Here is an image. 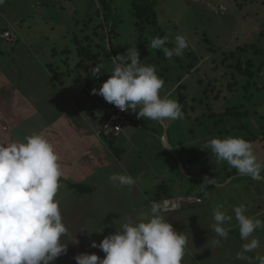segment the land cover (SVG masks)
<instances>
[{"label": "rangeland", "instance_id": "obj_1", "mask_svg": "<svg viewBox=\"0 0 264 264\" xmlns=\"http://www.w3.org/2000/svg\"><path fill=\"white\" fill-rule=\"evenodd\" d=\"M156 1L160 26L165 36L169 38L167 47L171 48L174 46L177 34H183L188 40L189 46L184 50L183 56H173L168 59L161 50L149 49L148 45H150L151 40L162 35L156 32L153 27H148L142 33L137 30L134 25L135 19L130 0H112L114 7L113 20H120V23L117 22L118 26L115 27L116 34L112 36V46L116 55L125 53L130 47L137 48L140 52L141 61L146 65L154 66L157 74L164 80V88L161 91L162 96L166 95L179 102L178 95L180 93L174 90L180 83H183V91L189 95L188 101L186 100L187 103L186 101L183 103L184 118L159 123L145 118H137V114L131 110V112L135 113L137 121L134 125L129 126V141L123 140L125 139V134L119 136L115 141L116 146L125 147L127 145V155L119 159L109 151L108 143L102 142L99 138L92 139L90 137V132L91 136L94 134L90 125L85 121L79 122L80 127L70 124L71 128L67 130L70 138L68 141L62 137L65 132H60L55 128L58 127L55 124L57 121L53 122L55 125L53 128L50 127L51 134L47 138L51 137L49 140L56 147V151H63V153L58 152L61 157L65 155L72 156L65 164L61 163L67 178H61L65 181H60L62 187L58 193L60 206L62 205L61 209L64 208L63 220L68 227L67 234L70 235L62 237L63 242L68 243V250L66 254H63L64 256L58 257L54 264L59 260L60 262L57 264H67L61 259L62 257L67 258L66 260L69 264H77L74 257L87 252L83 250L84 248L88 249L89 253L98 254L102 259L104 252L99 247L95 251V248L85 247L84 244L89 245V242L91 245L92 240L90 239L99 238L100 236L104 238L110 233H114L117 230L114 223L116 220L117 225H119L128 217L136 221L141 213L150 212L151 203L148 208L142 206L144 205L142 201L144 199L140 198V196H144V191L152 194L153 188L146 186L145 183L134 176L138 172L135 170L136 168L148 165L154 175V177L149 176L147 178L149 185L159 184L165 178L167 187H172V190H174L175 182L177 181L184 184L190 183V179L183 175H178L180 163L193 162V165L197 163L202 164L203 167L208 164L215 173L218 172V169H222L223 165H227L228 169L232 170V167L226 161L218 160L210 148L203 149L210 139L227 136L247 138L252 134L259 133L262 122L258 118L252 117L250 119V127L247 129H230L231 123H228L230 131L226 132L222 131L226 125L220 124L216 126L215 119L211 118L210 115L213 112L222 111L225 108L227 98L233 95L234 92L227 87L229 82L235 80L232 74L235 73L236 78L241 77L234 67L228 65L234 64L235 58L228 55V60L225 62V56L230 50H235L240 42L246 39L249 42L262 44L264 47V0H246L240 6L237 4V1L240 0ZM90 3L91 1L87 2V0H52L50 7L34 11L35 13L32 16H29L28 12L34 9L37 4L35 2H32L33 5L28 6L26 0H4V3L0 4V13L10 25L17 28L16 30L22 36L23 44L25 45L21 49H19V46L15 50L14 56L16 59H10L4 65H0V85L4 86L6 93L4 94V91H0V128L7 132L5 140H8V135L14 142H19L16 137L22 135L21 129L26 124V115L15 109L20 107L16 104L19 92L24 93L28 96L27 98H30L29 94H33L34 96L31 97L28 103V109L39 111L40 108L42 113L47 111L44 106L52 102L53 88L55 86L59 88L60 93L65 91V93L69 94L72 97L73 104L78 102V107L82 101L85 106H90L95 97L101 99V104L102 102L108 103L101 95L93 94L92 89H98L102 86L111 73L104 72L99 77L94 78L90 72V69L97 64L101 65L102 70H111L113 67L111 57H114V55L111 53L108 38L105 45L110 57L102 53V58H95L93 62L89 61V59H80L76 49L77 44L73 40L75 33L79 34V36L82 35L80 29L84 26V19L88 18V13H90V16L93 15L94 19L97 18L96 10L94 7L89 6ZM21 11L25 14H22ZM20 14L27 15L25 16L26 20L22 24H18L19 20L22 19ZM100 21L104 22L102 13ZM110 24L111 21L109 20ZM66 48H70L69 53L63 52ZM55 49L58 50L57 55L53 53ZM19 50H22L25 55L18 53ZM94 50L96 51L97 49L94 48ZM102 51L104 50L102 49ZM159 53H162L161 57ZM49 64L53 68L63 71L64 87L62 86L61 89L51 77L52 75L44 73L46 72L45 67L49 66ZM22 67L24 69L27 68L26 72L23 70L26 76L19 79L17 72ZM180 77H182V81H179ZM257 81L259 86L264 88V68L257 76ZM89 82L91 83L90 85L87 84ZM35 85V90L37 88L38 90L42 89L43 94L36 93L33 89H31L32 91L29 90ZM172 88L173 90L169 92ZM205 89L209 93V98H205L208 95L204 93ZM262 93L261 97L255 99L258 105H251L252 102H250V108L264 106V89ZM44 94H47V97ZM192 95L204 97V102L191 100L190 97ZM56 100L60 99L56 98L53 100L52 107H49V109L54 108L57 113L61 109L54 107ZM40 101L43 104L39 106ZM60 101L59 104L61 105H63L62 102H65L64 99ZM237 101L238 99L232 102L239 104ZM227 103L230 104V101H227ZM57 106L60 107V105ZM44 116L49 119L48 115L45 114ZM61 116L69 121L67 113L61 111ZM38 118L39 115H34L29 119L30 124L32 121H37ZM88 119L92 123H98L97 118L93 119L90 115H88ZM244 120L242 119V121ZM235 122L238 125L241 123L240 119H236ZM166 123L169 126V138L175 139L176 142L181 141L182 144L180 146L182 148H178V145L175 144V151L171 150V145L166 144L159 138L161 137L160 133H163V135L166 133ZM98 128H95L96 134L100 132ZM76 134L78 136L75 139ZM21 141L24 142V139ZM251 142L254 144L255 152L259 159L264 160V140L260 139ZM64 146L68 150L67 152H65ZM211 153L210 164V162L206 161L205 156L208 155L209 157ZM196 156L199 157L198 160H196ZM189 157H191L192 161H189ZM122 168L127 171L126 174L136 179L137 185H140L139 188L141 190L138 191V194L141 200H136V202L132 200L134 195L133 188H137L136 184L130 188H124L122 192V188H118L110 182L109 177L112 174L124 173ZM83 170L85 173H89L88 178L81 177ZM73 171L74 173H72ZM71 174H74V177L79 180L78 185L73 184L72 181L76 180H72ZM262 175H264V172H262ZM216 181L221 180L218 179ZM240 181L248 182V180L243 178ZM233 183L234 181L229 182L228 179L224 183H216L212 193L214 197H209L212 207L215 208L221 205L223 201H226V205L232 208V211L228 210L227 212L233 213L234 222L236 221L233 209L241 204L247 206L248 215L252 211H256L258 212L257 217H264V180L256 181L252 179L249 184L242 182ZM79 192L84 197L80 219L86 220L91 217L95 220L87 226L89 231L95 230L98 225L102 226L99 230L104 228L102 233L97 232L95 233L96 235L91 234L89 236L84 233L86 241H80V236H75L79 223L75 222V220L71 221V218L69 219L70 215H75V211L70 207L74 197H77ZM115 196L118 197V202L114 201ZM66 197L70 199L65 201ZM241 198L244 199V202L239 204ZM234 200L239 205L233 206ZM108 206L114 207V214L111 216L102 215V212ZM143 207L147 210L143 209ZM164 215L167 219L166 213ZM89 220H87V223ZM79 234L81 235L83 232L81 231ZM260 236L262 239L261 247L256 249L255 252L262 254L264 251L263 231Z\"/></svg>", "mask_w": 264, "mask_h": 264}, {"label": "clouds", "instance_id": "obj_2", "mask_svg": "<svg viewBox=\"0 0 264 264\" xmlns=\"http://www.w3.org/2000/svg\"><path fill=\"white\" fill-rule=\"evenodd\" d=\"M168 40V36L153 38L148 47L161 50L168 59L182 57L189 46L186 36L177 34L171 48L166 46ZM111 63V70H102L100 64L90 69L94 78L111 73L102 86L92 89L93 94L101 95L121 111L131 109L137 118L159 123L184 118L180 103L161 95L164 80L154 66L141 61L137 48L130 47L111 57ZM208 148L239 174L264 180V160L259 159L251 141L240 136L215 137L203 149ZM62 177L67 178L60 155L43 134L29 135L24 142L0 143V264H54L67 253L68 243L62 237L67 235L68 227L58 199ZM109 180L117 187L136 183L125 173H114ZM204 183L216 185L215 179L209 177H205ZM222 209L223 205H218L213 211L214 223L210 228L216 238L211 241L212 246H219L221 238L229 236L230 229L225 225L232 222L233 216ZM168 211L166 201L152 200L150 212L141 213L136 221L128 217L117 225L116 220L114 233L99 243L92 241L91 247H99L106 254L104 258L96 253H81L74 259L77 264H182L188 240L166 219L164 213ZM233 212L240 238L246 241L236 259L264 264V254L247 255L261 247L254 233L264 229V221L248 215L244 204L236 206ZM85 229L89 236L104 230Z\"/></svg>", "mask_w": 264, "mask_h": 264}, {"label": "trees", "instance_id": "obj_3", "mask_svg": "<svg viewBox=\"0 0 264 264\" xmlns=\"http://www.w3.org/2000/svg\"><path fill=\"white\" fill-rule=\"evenodd\" d=\"M26 1H27L28 6H30L32 4V2L37 3L36 6H34V9H32L31 11L28 12L29 16H32V14L35 13L34 11H39V10L43 9L44 7H50L52 0H26ZM88 1L89 2L91 1L89 6H92V8L94 7V9L96 10L95 13H96L97 18L94 19V16L93 15L90 16V13H88V18L84 19V26L81 27V29H80V32L82 33V35L79 36V34L75 33L73 40H74L75 44H77L76 49L80 55V59L81 60L89 59V61L93 62V60L95 58H98V57L102 58V53L105 56L110 57L108 50L106 48V45H105L107 38H108V43L111 46V49H110L111 53H113V55L115 57L116 52L112 46V39H113L112 36L114 34H116L115 27L118 26L117 22L120 23V20H117V19H116L117 21L113 20V9H114V7L112 4V0H87V2ZM130 1L132 4V11H133L134 19H135L134 25L137 28V30H139L142 33L148 27L149 28L153 27V28H155L156 32H159L160 35H162L161 37H164L165 33L163 32V29L160 26L159 16H158L157 9H156L157 1L156 0H130ZM243 2H246V0L237 1V4L240 6ZM21 9H22V7H21ZM21 13L25 14L23 11H21ZM101 13H102V16L104 19L103 23L100 21ZM22 14H20V16ZM25 16H27V15L21 16L22 19L19 20L18 24H22V22H24L26 20ZM109 20L111 21L110 25H109ZM19 26H21V25H19ZM16 29L17 28H15V26L13 27L12 25H10L8 23V21H6L4 19L3 15L0 13V65H4L10 59H16L14 56V52H16L15 50L19 46H20L19 49H21L22 46L23 47L25 46L23 44L24 41H23L22 36L20 35V33H18V31ZM7 32L9 35H5ZM209 42L211 43V41H209ZM166 46H168V43L166 44ZM94 48H96L97 50L95 51ZM102 49L104 51H102ZM69 50H70V48H66L63 50V52L69 53ZM18 53H23L25 55V53L22 50H19ZM53 53L55 55H57L58 50L55 49ZM190 54H191V52H190ZM159 55L161 57L162 53H159ZM228 55H229V57L235 58V63L234 64H228V65L231 67H234L236 69V71H238V73L241 75V77L236 78L235 73L232 74V77L235 80L233 82H229L227 87L230 89V91L234 92L233 95H231L227 98L225 108L222 111L213 112L210 116H211V118L215 119V125L216 126H219L220 124H225L226 127L222 131H226V132H229L230 129H240V128L241 129H245V128L247 129L250 127V119H252V117L258 118L262 122V124L260 126V130L258 131L259 133L252 134L250 137H247L245 139H247L249 141H258L260 139L264 140V106L262 105V106L254 107V108L249 107L250 102H252L251 105H253V104L258 105V103H256L255 99L257 97H261L263 95L262 92H263L264 88L259 86L258 81H257V76L261 73V71H263V68H264V47L262 46V44H258L256 42H249L246 39V40L241 41L235 50L229 51V53L225 56V60H224L225 62L228 60V58H227ZM193 66H194V64H193ZM26 69H24L22 67L18 70L17 73H18V76L20 77L19 79L25 78L26 75H24L23 70L26 72ZM45 71L46 72H44V73H49V75H52L51 77H53V80L59 85L60 88H62L63 77H64L63 71H59L57 68H53V66L51 64H49V66L45 67ZM64 74H65V72H64ZM0 76H1V73H0ZM179 81H182V77L179 78ZM87 84L90 85L91 83L89 82ZM233 87H235V88H233ZM57 89H59V88H57ZM183 89H184V84L180 83L178 85V87L174 90V91H178L180 93L178 95V99H179V103L182 107V110H184L183 103L186 100L188 101V98H189V95L185 91H183ZM4 90H5L4 86L0 85V91H4ZM172 90H173V88L169 92H171ZM8 91H10V90L8 89ZM237 91H239V93H237ZM256 91H257V93H256ZM169 92H167V93H169ZM204 93L208 94L205 98H209V93L206 89H205ZM4 94H6L5 91H4ZM22 94H24V93H22ZM22 94L20 93L19 98H17V100L19 99V102H22L24 107L27 108V110L24 108L23 109L24 111L23 110L21 111L22 114L26 115L25 116L26 124H25V127H23L21 129L22 135L16 137L19 139V142H22L21 141L22 139L25 140V137L32 135L34 133H40V134H43L44 136L47 137L49 134H51L50 133V127L53 128L55 124L58 126V127H55V128H57L58 131L65 132L62 137L68 141V140H70V138H69V133L67 132V130L71 128L70 124H73L75 127H80L79 120H71L70 119L69 121L62 122L60 120V118L57 117V116H59L58 115L59 113L57 112L58 113L57 114L53 108L49 109L50 105L44 106L45 108H47V111L43 112L44 114L42 113V111L40 112V108H39V111L38 110L32 111V109H28L29 104L27 103V98L24 97L25 94L24 95H22ZM59 95H61V94H59ZM56 98L59 99V97H55L54 100ZM190 98H191V100L193 99V101L204 102V97H202V96H197V95L193 96L192 95V97H190ZM237 99H238L237 102L239 104H234L232 101L237 100ZM60 100H61V98H60ZM60 100H58V101L56 100V103H58V104L54 103V107H57V105H60L61 106L60 108H62L63 105L59 104L61 102ZM187 101H186V103H187ZM227 101H230V104H228ZM78 104L79 103L77 102V104H74V105L76 107H78L77 106ZM80 107H81V105H79L78 108L80 109ZM114 107H115V105L112 104L111 108L109 109V111L104 116L103 122L101 123L100 127L98 128V130H100V132L98 131L99 133L96 134V131H95V135L98 138H100L102 142L104 141L105 143H108L107 145H108L109 151L117 159H119V158H123V156H126L128 153V151L126 150L125 147L115 145V141L118 138V134L123 132L125 129L122 130L121 132L117 133V134L114 132L106 133V131L103 130V125L105 124L106 120L109 118ZM97 109H99V106L95 102L91 106V112L93 113ZM45 114L49 116V119L46 116H44ZM89 114H90V112H89ZM34 115H39V118L37 119V121H32V123L30 124L29 119H31ZM128 117L130 119V124L128 126H130L132 124V119L130 118L129 113H128ZM69 118H71L70 112H69ZM56 119L60 120L61 122H56ZM234 119L235 120L240 119L241 123H239V125L236 124ZM242 119L243 120L246 119V120L242 121ZM53 122H56V123L54 124ZM68 123H69V125H68ZM228 123H231L230 129H228ZM256 130H258V129H256ZM0 133H1L0 143L14 142L11 137L10 138L8 137V135H7L8 140L4 139L5 134L7 133V132H4V129L0 128ZM77 136H78V134H76V136L74 138L76 139ZM50 138H48V139H50ZM123 140H127V139L125 138ZM57 152L63 153V151H57ZM65 152H67V149H65ZM211 157H212V153L210 154V156L208 158L210 159ZM60 158H61V163H65L61 156H60ZM189 161H192L191 157H190ZM208 162H211V160H209ZM190 163H193V162L186 163L187 164L186 166L188 167L190 165ZM222 167H223L222 169H218L217 173L213 172L212 169H210L209 171H212L213 174L209 173L208 176H202L200 178L185 176L186 178L190 179V183L184 184V183H181L180 181L175 182V189L177 192H175V189L172 190V187H170V188L167 187L166 196L164 198L162 197L161 198L162 201H159V202L163 203V202H165V200H171L172 203H179V206H177L174 209H171L170 211H180L183 208V206L189 202L193 203V204L194 203L195 204H201L203 202H207L208 205L211 208H213L211 205L212 203L209 200V197L210 198L214 197V194L212 195V193L214 192L215 184H208V188L205 187V185H207L206 183H204L205 177H209V178L212 177L214 179H215V177H217V179H215V181L218 179L221 180V181H216V183H224L225 180H227V179L229 182L234 181L233 184H237L238 182L249 184V181L250 180L252 181L250 176L239 174L235 168H232V170H230V169H228L229 167L227 165H223ZM206 169L207 168L204 167L205 171H206ZM83 175H84L83 178H88L89 173H85V171L83 170ZM178 175L179 176L183 175V173L180 171L179 168H178ZM222 177H224V179H222ZM241 178L248 180V182L240 181ZM72 180H73V178H72ZM60 181H65V180L61 179ZM72 182L74 185H78L77 181H72ZM68 184L70 185V183H68ZM166 186H167V184H166ZM74 190H75V188H74ZM204 192H206V193H204ZM177 193H179L180 195H178ZM192 196L196 197L195 200L193 199L194 201H192V200L189 201L188 198L192 197ZM83 198L84 197H83L82 193L79 192L78 196L74 197L73 203L72 204L70 203L71 204L70 208L75 211V215H72V216L70 215L69 219L71 218V221L75 220V222L79 223V228L76 230L77 234H75V236H77V237L80 236L79 233L81 231L83 232V234L86 233L85 235H89L85 228H87V226H89L91 223H93V221H95L91 217H89L86 220L80 219L79 216H81V213H82L81 212V206L83 205V201H84ZM69 199L70 198L66 197L65 201H68ZM151 201L152 200H150V203H151ZM226 203H227L226 201H223V203H221V205H223L222 210H226V211L231 210L232 208L229 207L228 205H226ZM237 203L238 202L236 200H234L233 206H235L234 204H237ZM215 208H213V210ZM104 210L105 211L102 212V215L105 214V215L111 216L112 214H114V207L113 206L112 207L108 206ZM63 211H64V208L61 209L62 216H63ZM170 211H168V212H170ZM228 214L233 215L232 212H228ZM82 217H83V215H82ZM100 218H101V216H100ZM257 218L264 221V217H262V216L257 217ZM89 219H92V220H89ZM87 220H89L88 223H87ZM97 227L95 228V230H99L102 226L98 225ZM259 230L264 232V229H259ZM90 231H93V230H90ZM93 233H92V235H96L95 233H97V232H93ZM68 235L69 234H67V236ZM103 239L104 238L102 236H100L99 238H93L91 240L92 241L95 240L97 243H99ZM97 248L98 247L95 248V251H97Z\"/></svg>", "mask_w": 264, "mask_h": 264}, {"label": "crops", "instance_id": "obj_4", "mask_svg": "<svg viewBox=\"0 0 264 264\" xmlns=\"http://www.w3.org/2000/svg\"><path fill=\"white\" fill-rule=\"evenodd\" d=\"M63 83H64V78H63ZM35 87H36V85L34 87H31L29 90L33 89L36 93L39 92L40 94H43L42 89L38 90V88H37V90H35ZM53 90H54V95L52 98V102L50 104H47V106L50 105V107H52V104L54 102L53 100L55 97H59V99L61 98V99L65 100V102H62L63 103V106H62L63 109L60 108L61 106L60 107L57 106L58 108L61 109V110L57 109L58 111L56 110L59 113V116H57V117H59L62 122H66L67 120L63 116H61V111H63L64 113H67V118L69 120L70 119L71 120H79V122L85 121L86 123H88L90 125L91 130H92L93 134L95 135V128H98L101 125V123L103 122L104 116L109 111L112 104L111 103H105V102H102V104H101V99H99V97H95L93 102L90 103V106H85V104L82 101V103L80 104L81 107L79 109L78 107H76L73 104L74 102L72 100V97L69 94L65 93V91L63 93L62 92L60 93L59 89H57L56 87H54ZM35 92H33V93H35ZM49 92L53 93L52 91H49ZM20 93L21 92H19L17 98H19ZM59 94H61V95H59ZM22 95H24V94H22ZM44 95L47 97V94H44ZM33 96H34L33 94H29L30 98H27L28 96L24 95V97L27 98V103L30 102L31 97H33ZM16 101H17L16 104H18V106H20V107H19V109L18 108H15V109L18 112H21L25 107H24L22 102H19V99ZM46 101H47V99H46ZM95 102L99 106V109L95 110L94 111L95 113L94 112L92 113L91 112V106ZM42 104H43V102L40 101L39 106ZM25 109L27 110V108H25ZM69 112L71 113V118H69ZM89 112L91 115L89 114ZM86 114L90 115V117H92L93 119L97 118L98 123L97 124H96V122L92 123L88 119V115H86ZM129 116L132 119L131 125H134L135 122L137 121V118H136L135 113L131 112V109L129 111ZM60 120L56 119L57 122H61ZM168 127L169 126L166 123V125H165L166 133H165V135H163V133H160L161 137H159V138L163 142H166V144L171 145V147H172V149L170 148L171 150L175 151V149H176L174 147L175 144L178 145V148L179 147L182 148L180 146L182 144L181 141L176 142L175 139L169 138V133H168L169 128ZM121 134H125V138L129 141L130 140L129 126L126 127L123 132L118 134V137L121 136ZM94 135L91 136V132H90V137L92 139L98 138L96 135L95 136ZM99 140H101V139L99 138ZM64 148L66 149L65 146H64ZM125 148H127V145L125 146ZM71 157L72 156H70V155L62 156L64 162L69 160ZM108 157H110V155H108ZM205 158H206L207 162L210 160L208 158V155H206ZM85 159L90 160L89 158H85ZM188 159L190 160V157ZM198 159H199V157L196 156V160H198ZM186 163H189V162L186 161ZM186 163H184V164L180 163V169H181L180 171L183 173L184 176L200 178L202 176H208L209 173L213 174L212 171H209L211 167H209L208 164H206L204 166L205 168H207L205 171L202 164L194 163V165H193V163H190V165L187 167ZM210 164H211V162H210ZM122 170H124L125 174L127 173V171L124 168H122ZM135 170H137L138 172L134 176L139 178L143 183L146 184V186L153 188L152 194H149L148 191H144L145 192L144 196H140V198L144 199V200H142L144 203V205H142V206H146V208H148V206H150V200L162 201L161 198L162 197L164 198L166 196V193H167V191H166L167 186H166L165 178H163V180L159 184L151 186V185H149L147 178H149V176L154 177V175L152 174L148 165H143L142 167L136 168ZM72 173H74V171ZM121 173H123V172H121ZM71 176L73 179H75L77 182H79V180H77V178L74 177V174H71ZM81 177H84L83 172L81 174ZM210 178H212V177H210ZM135 184H136L137 188L136 189L133 188V194L134 195L132 197V200L136 202V200L137 201L141 200L139 198V194H138V191H140L141 189L139 188L140 185H137V183H135ZM205 187L208 188V184L205 185ZM118 188H122L121 191L123 192L124 188H130V187L124 186V187H118ZM175 192H177L176 189H175ZM206 192H204V193H206ZM177 194L180 195L179 193H177ZM195 198H196L195 196H192V197H189L188 200L194 201ZM118 200H119L118 197L115 196L114 201L118 202ZM243 202H244V199L241 198V202L239 204H241ZM239 204H234V205H239ZM146 208L143 207V209H146ZM213 211H214L213 208H211L207 202H203L201 204H195V203L193 204V203L189 202L186 205H184L180 211L166 212L167 219L169 220L170 223H172L174 229L179 231V232H184V234L186 235L187 240H188L186 252H185V257L182 261V264H248L247 261H242V260L236 259V253L241 250L242 244L245 243L246 241L241 240L240 233H239V226H238L237 222H234V220H232V222L230 224L225 225L226 227H228L230 229L229 236L226 239L221 238V243L219 246H212L211 245V241L216 238L214 236L215 233L210 228V226L214 223ZM257 213L258 212H256V211H252V213H250L249 215L257 217ZM230 215H232V214H230ZM261 232L262 231L258 229L254 233V236L258 237L260 239V242L262 241L261 236H260ZM79 239H80V241H86L84 234H81ZM88 244H90V243L88 242ZM84 246L91 248L90 245L84 244ZM83 250L87 251L85 253H89L88 249L84 248ZM256 253L257 252L254 251V252L248 253L247 255L250 257H255ZM262 254H264V251ZM105 255L106 254L104 253L103 258ZM61 259L63 261H65L67 264H69V262L66 260L67 258L62 257ZM59 262L60 261H56V264Z\"/></svg>", "mask_w": 264, "mask_h": 264}, {"label": "built area", "instance_id": "obj_5", "mask_svg": "<svg viewBox=\"0 0 264 264\" xmlns=\"http://www.w3.org/2000/svg\"><path fill=\"white\" fill-rule=\"evenodd\" d=\"M7 35L8 32L6 33ZM128 111H121L118 107H114L109 118L106 120L105 124L103 125V130L108 132L119 133L124 130L129 124L130 119L128 117ZM169 204V208L174 209L179 206V203H172L171 200H165Z\"/></svg>", "mask_w": 264, "mask_h": 264}]
</instances>
